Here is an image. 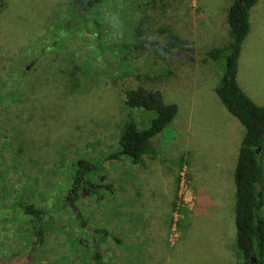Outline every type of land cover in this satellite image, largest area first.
<instances>
[{
	"label": "rangeland",
	"instance_id": "obj_1",
	"mask_svg": "<svg viewBox=\"0 0 264 264\" xmlns=\"http://www.w3.org/2000/svg\"><path fill=\"white\" fill-rule=\"evenodd\" d=\"M1 1L0 264H93L96 252L104 264H241L233 173L244 127L214 91L220 66L199 54L162 57L152 42L166 34L148 16L151 0H102L98 29L89 22L86 31L63 23L69 0ZM180 1L196 46L211 48L205 40L225 28L233 0ZM249 25L236 81L264 106V0ZM131 83L177 105L152 139L158 157L138 164L107 158L127 119L143 127L152 114L125 105ZM261 152L264 174V145ZM78 159L99 166L98 189L79 190L69 205ZM199 200L208 211L196 210ZM18 204L46 211L33 243Z\"/></svg>",
	"mask_w": 264,
	"mask_h": 264
},
{
	"label": "trees",
	"instance_id": "obj_2",
	"mask_svg": "<svg viewBox=\"0 0 264 264\" xmlns=\"http://www.w3.org/2000/svg\"><path fill=\"white\" fill-rule=\"evenodd\" d=\"M172 1L162 5L158 0H151V6L146 10L148 16L160 24L157 31L166 34L164 42L153 41L152 44L164 58L187 57L189 60H194L199 54L200 57L214 60L220 66V76L214 91L225 109L244 127L233 173L236 189L234 221L237 253L241 264H264V219L261 215L264 204L261 152L264 145V106L256 104L236 81L241 43L248 34L250 26L249 12L257 0L231 2L226 11V29L223 24L220 27L222 31L213 33L205 40V42L211 40L213 44L209 49L206 45L196 46V34L185 25L186 22L179 15L181 1ZM100 2L102 0H69L63 8L68 15V18L62 19L63 23L76 22V29L86 31L88 23L92 22L98 29L100 24L98 16L93 13L96 4ZM3 6L4 1L0 0V10ZM199 48L202 54L199 53ZM124 103L129 108H141L152 114L143 127L137 126L133 118L127 119L121 128L117 149L109 153L107 158L116 159L124 155L134 164L143 162V155L156 159L159 151L153 145L152 139L172 122L177 113V105L166 103L160 90L148 89L138 83H131L125 88ZM97 169L99 166L85 159H78L72 164L70 185L76 189L74 192L70 191L69 201L73 202L77 198L78 191H82L83 187L91 194L97 191V182L93 181L94 170ZM18 206L30 217L26 223L30 224L31 235L25 240L33 243L34 237L39 233L35 222L46 211L34 204H18ZM99 232L106 233V230L102 229ZM91 236L94 239L95 231H92ZM92 259L93 264H104L97 252L93 254Z\"/></svg>",
	"mask_w": 264,
	"mask_h": 264
},
{
	"label": "crops",
	"instance_id": "obj_3",
	"mask_svg": "<svg viewBox=\"0 0 264 264\" xmlns=\"http://www.w3.org/2000/svg\"><path fill=\"white\" fill-rule=\"evenodd\" d=\"M246 93V92H245ZM165 129V128H164ZM163 129V130H164ZM162 130V131H163ZM176 190L174 191V196H172V198H173V200L171 199H169V201H170V204H171V206H172V204L174 203V199H175V196H176V191H177V186H176V188H175ZM197 198V197H196ZM195 202H196V200H195ZM194 202V203H195ZM196 205V210H198V211H201V210H205V211H208V206L207 205H205V204H203V202H201L200 200L195 204ZM210 210V209H209Z\"/></svg>",
	"mask_w": 264,
	"mask_h": 264
},
{
	"label": "flooded vegetation",
	"instance_id": "obj_4",
	"mask_svg": "<svg viewBox=\"0 0 264 264\" xmlns=\"http://www.w3.org/2000/svg\"><path fill=\"white\" fill-rule=\"evenodd\" d=\"M75 189H76L75 187H72V188H71V192H74V191H75ZM81 189H82V191H83V190H84V187H83V188H81ZM69 200H70V198H69V196H68V201H69Z\"/></svg>",
	"mask_w": 264,
	"mask_h": 264
},
{
	"label": "built area",
	"instance_id": "obj_5",
	"mask_svg": "<svg viewBox=\"0 0 264 264\" xmlns=\"http://www.w3.org/2000/svg\"><path fill=\"white\" fill-rule=\"evenodd\" d=\"M182 176H184V173L183 172H182ZM178 196L179 195H177V203H176V205L179 204V201H180V200H178Z\"/></svg>",
	"mask_w": 264,
	"mask_h": 264
},
{
	"label": "water",
	"instance_id": "obj_6",
	"mask_svg": "<svg viewBox=\"0 0 264 264\" xmlns=\"http://www.w3.org/2000/svg\"><path fill=\"white\" fill-rule=\"evenodd\" d=\"M260 149H258V151H259ZM68 204L70 205L71 204V201H68ZM76 213H78V211H76Z\"/></svg>",
	"mask_w": 264,
	"mask_h": 264
}]
</instances>
